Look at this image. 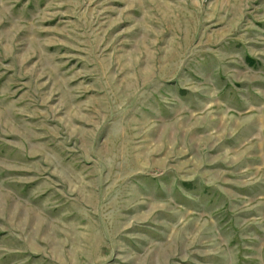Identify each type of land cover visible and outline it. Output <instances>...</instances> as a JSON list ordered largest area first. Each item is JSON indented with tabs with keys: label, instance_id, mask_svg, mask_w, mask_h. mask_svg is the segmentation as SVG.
Listing matches in <instances>:
<instances>
[{
	"label": "rangeland",
	"instance_id": "1",
	"mask_svg": "<svg viewBox=\"0 0 264 264\" xmlns=\"http://www.w3.org/2000/svg\"><path fill=\"white\" fill-rule=\"evenodd\" d=\"M0 264H264V0H0Z\"/></svg>",
	"mask_w": 264,
	"mask_h": 264
}]
</instances>
